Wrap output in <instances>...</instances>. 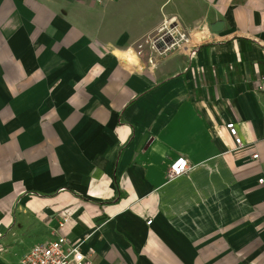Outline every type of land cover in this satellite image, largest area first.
<instances>
[{
    "label": "crops",
    "instance_id": "1",
    "mask_svg": "<svg viewBox=\"0 0 264 264\" xmlns=\"http://www.w3.org/2000/svg\"><path fill=\"white\" fill-rule=\"evenodd\" d=\"M164 22L187 49L139 55ZM261 179L264 0H0V264L88 235L95 264H264Z\"/></svg>",
    "mask_w": 264,
    "mask_h": 264
},
{
    "label": "built area",
    "instance_id": "2",
    "mask_svg": "<svg viewBox=\"0 0 264 264\" xmlns=\"http://www.w3.org/2000/svg\"><path fill=\"white\" fill-rule=\"evenodd\" d=\"M97 5H105L116 2L118 0H92ZM190 37L187 33L175 22H164L154 33L148 36L144 43L138 45V54H143L144 47L150 51L152 58H164L177 52L181 49H187L190 44ZM195 52H191V58ZM150 58V64L154 65V60ZM229 134L234 138L237 149L243 147L242 138L238 134L235 123L231 122L226 125ZM258 156L255 155L254 158ZM191 170L188 161L184 157H178L174 160L167 173L169 181L180 178ZM263 184L264 180L259 181ZM68 219H64L60 224L63 228L67 224ZM152 224V221L147 223ZM91 238L88 235L83 240L77 242H70L66 237L59 236L56 240L48 243L37 244L31 251L21 260L20 264H95L93 256L95 251L89 249L87 252L83 251L84 244Z\"/></svg>",
    "mask_w": 264,
    "mask_h": 264
},
{
    "label": "rangeland",
    "instance_id": "3",
    "mask_svg": "<svg viewBox=\"0 0 264 264\" xmlns=\"http://www.w3.org/2000/svg\"><path fill=\"white\" fill-rule=\"evenodd\" d=\"M106 5L107 4H105V5H99V6H106ZM114 6H116L115 9H119L117 4L111 5V8H113ZM96 9L100 10L99 7H96ZM123 17H124L123 24L121 25V27L123 28V30H125L126 28H128V29H135L136 28L135 24L136 23L138 24V22H139L138 21V18H140V14L137 11L134 10V7L133 6L130 5V6H125L124 9L122 8V13H121V16H120V20ZM150 35H148V36H150ZM148 36H146L143 40H141L140 42H138L137 43V46L139 44L144 43V40ZM137 50L139 51L138 47H137ZM142 51H143V55H150V51H149V49L147 47H144V49Z\"/></svg>",
    "mask_w": 264,
    "mask_h": 264
},
{
    "label": "water",
    "instance_id": "4",
    "mask_svg": "<svg viewBox=\"0 0 264 264\" xmlns=\"http://www.w3.org/2000/svg\"><path fill=\"white\" fill-rule=\"evenodd\" d=\"M221 27H222V24L218 23V24H215V25L213 26L212 30H213L214 32H217V31H219V30L221 29Z\"/></svg>",
    "mask_w": 264,
    "mask_h": 264
}]
</instances>
